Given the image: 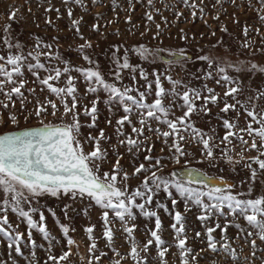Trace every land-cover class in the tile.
<instances>
[{
    "label": "snow or ice",
    "instance_id": "obj_1",
    "mask_svg": "<svg viewBox=\"0 0 264 264\" xmlns=\"http://www.w3.org/2000/svg\"><path fill=\"white\" fill-rule=\"evenodd\" d=\"M67 4H76L80 7H86L84 0H62ZM137 3L141 0H136ZM231 4L236 5V0H230ZM93 4L98 0H92ZM148 6L153 8V0H147ZM176 3L190 12L192 22L197 18L207 24L208 12L205 11L207 5L205 0H176ZM260 8L257 12L261 24H264V0H257ZM129 9L133 8L132 0H128ZM224 0H215L211 5L213 9L219 7L224 12ZM249 7H252L251 0H248ZM119 7L116 0H112L113 11ZM169 11L175 9V5L167 6ZM158 14L159 9H154ZM30 11V9H29ZM49 7L45 12H51ZM57 19H60V10L55 9ZM199 14V16H198ZM175 18L179 20L183 12L176 10ZM72 9L68 8V17L72 19ZM16 12L9 14V19L15 20ZM103 14H98L96 19L99 21ZM215 21L220 20V13L211 17ZM82 19V18H81ZM146 19L153 21L151 12L146 13ZM164 23L167 24V18L163 17ZM127 23L131 22V17L127 18ZM234 23H239L236 17H233ZM46 24L51 25L50 18L45 20ZM80 20L72 19V27L76 35L84 41L78 46L81 58L87 62L88 67L73 66L64 59L61 54L54 50V44L45 43L39 37L36 38L34 46L25 50V46L19 41H14L11 37L10 25L4 28L2 38L5 54H0V122L4 121V112H8L7 121L12 125L19 124V116L23 115L24 120L35 117L40 120V126L35 128L19 129L16 131L0 134V237L7 238V248L14 251L18 257H24L22 245L24 244V234L17 232L9 223L8 213L20 217L25 222L28 234L27 241L31 249L37 247L33 239L32 231H38L44 240L49 242L48 256L44 264H61L71 255V247L75 241L69 237V227L60 224V231L66 239L69 251L62 252L57 257L52 254V241L55 239L51 236L45 223L43 211L33 207V202L42 196H51L59 199L61 196H68L72 200L89 199L102 210L103 233L102 237L115 256L121 257L114 259L111 264H122L123 259L130 258L134 264H147L145 257L141 253H147L153 245L157 251V258L160 264H167L166 256L171 246L161 238L162 221L157 210L163 209L164 212L172 216L173 223L171 228L175 233L176 244L174 245L179 253L181 264H192L196 256L193 250L187 247V235L185 229V217L180 211H175L174 215L169 211L167 205L156 201V209L150 206L154 198L163 192L171 201L172 209L175 210L178 200L175 194L185 201V208L191 211L189 204L197 206L200 214L197 220L205 228L207 237V250L216 253L223 252L236 264L239 259L235 250L231 247L230 238L227 236L228 229L237 230L238 239H243L252 249V256L255 258L259 249L257 239L264 243V195L256 198L251 197L253 185L264 174V108L260 107L259 101L264 99V89L254 91L241 100L239 97L245 91L244 76L262 74L264 75V64H258L252 60L245 62L241 59H225L220 55L204 53L198 55L196 61L203 62L206 67L198 70L199 75H193V80H203L200 87H193L183 80L174 79L168 72L175 65H187L192 62L193 57L188 54L186 49H166L161 47H150L146 44L133 45L129 48L123 46H111L110 59L112 69L109 75L111 81L106 80L103 71L97 61L87 53L91 49L92 43L87 40L80 31ZM109 24L112 21L108 22ZM99 23L92 25V31L103 35L102 27ZM221 32L227 33L226 25H221ZM180 39L184 41L195 40V35L189 37L183 29L180 30ZM251 29L243 26V35L248 37ZM256 34H260V29H255ZM162 34L159 24L156 25V33L152 39L157 40ZM118 35V33H117ZM143 35V33L141 34ZM212 36L216 35L215 31L211 32ZM203 38V36H201ZM264 39V38H262ZM53 42L58 43V37H53ZM163 41L161 40L160 43ZM223 40H218L213 48L222 47ZM246 50L260 51L264 54V47L253 49L251 42L245 40L241 45ZM122 51V55L120 54ZM201 52L203 50L201 49ZM135 55L141 61L148 64H155L158 60L166 65L163 73L153 70L151 74L145 70L141 64H132L129 54ZM166 54L168 58H165ZM42 58L44 62H42ZM55 61L56 63H53ZM56 64H63L58 67ZM25 70L30 73L36 83L40 86L41 92L47 89L49 96L55 99L45 97L40 100L36 96V88H27L29 81L25 78ZM41 72L45 75L41 76ZM82 78L85 85V96L91 95L94 98L88 104L81 105L83 97L80 96L77 87V76ZM130 74V84L124 83V73ZM151 75V79H150ZM63 79V86H58ZM139 77V79L137 78ZM214 81L225 89L223 96L208 86L207 81ZM143 81V84H140ZM170 87L165 88L164 82ZM55 82V83H53ZM143 89V90H141ZM35 99L31 110L27 105L32 103L28 96ZM105 94L103 103L108 107L110 114L114 115L113 108L118 107L123 115L115 120V136L117 146L114 148L116 160L110 172H101V165L107 161L108 150L103 147L102 142L110 141L112 137L105 134L104 129H98V134L93 136L91 132L84 136L81 132L82 127L97 129L98 104L101 103L100 93ZM15 97V99H14ZM151 102H149V99ZM231 99V102L229 100ZM20 103L18 112L16 101ZM168 100L169 103H165ZM59 101V104L57 103ZM197 101H203L197 104ZM223 103V107H219ZM213 105L219 108L225 116L229 111H235L237 116L232 119H225L223 116H217L222 121L225 135L218 138L215 127L208 132L196 127L194 116H209ZM61 107L63 111L61 112ZM12 109V111H9ZM81 109L84 116L89 117L91 123L82 125L80 122ZM180 110L182 115L176 116V110ZM241 110L250 120L246 121V127L238 126V119ZM60 115V123L51 122L45 124L44 119L47 116L56 117ZM70 117V122L65 118ZM135 117V121L132 119ZM106 123L111 126L112 119ZM153 124L156 127H153ZM139 125V127H137ZM257 125L258 127H253ZM130 127L131 132L125 128ZM155 135L167 147L169 155L167 157H154L152 155L154 143H149L150 135ZM167 129V130H163ZM245 134L251 137L252 142L249 146L248 140L244 138ZM257 139L260 143L257 144ZM233 140L240 143L241 151L236 153L240 160H235L233 152L235 146ZM194 143L200 147V156L202 159L197 160L199 164L208 162L210 166H216L218 162H225L230 165L239 164L241 161L250 160L244 164V168L250 172L248 180H242L241 184L249 183L247 192L234 193L232 190L235 184H229L224 177H209L207 174L189 167L188 157L192 153L185 149V144ZM223 145V147H221ZM86 146L91 150L86 151ZM119 147L125 148L126 152L133 157L135 161L141 153H145L143 160L138 165L133 164L131 175L122 168L120 161L123 156L116 150ZM219 149V155H217ZM255 150L258 155L250 158L244 156L245 151ZM164 148L161 149V152ZM181 164L184 161L180 171H173L168 175H161L166 166L164 161ZM256 165L257 167H253ZM233 170H235L233 168ZM135 177L140 179V184L135 188L129 186L128 181ZM142 177V179H141ZM27 205V208H25ZM228 211L225 212L224 210ZM39 211V221L33 216ZM50 211V210H49ZM67 217L68 207L62 210ZM87 214V209L84 210ZM112 213L114 219H110L109 213ZM137 213L145 219L155 221V229H149L150 239L143 245L134 237L136 230L135 224H130L137 218ZM55 216V213H51ZM216 216L214 227L208 226V221ZM231 216L232 219L228 220ZM223 217L225 223L220 224L219 218ZM243 218L246 227L236 223L238 219ZM114 221H118L121 230L126 234V240L130 244V251L127 256L122 254L113 246L115 242V233L113 230ZM95 226L86 227L84 231L88 234L90 241L88 252L90 254L88 264H99L102 257L107 253L102 252L99 256L95 253L98 251V245L93 236ZM220 231V240H216L214 233ZM74 231V229H72ZM201 233L197 231L195 237L199 238ZM59 243V241H56ZM219 245V247H218ZM78 247V246H77ZM203 251V249H202ZM191 256V261L189 260ZM9 258H12L9 252ZM28 264H40L36 259L35 251H31ZM0 264L6 262L0 261ZM13 264L16 261L13 259ZM264 264V261H262Z\"/></svg>",
    "mask_w": 264,
    "mask_h": 264
},
{
    "label": "rangeland",
    "instance_id": "obj_2",
    "mask_svg": "<svg viewBox=\"0 0 264 264\" xmlns=\"http://www.w3.org/2000/svg\"><path fill=\"white\" fill-rule=\"evenodd\" d=\"M116 3L119 4V7L113 11L112 0H98V3L93 4L92 0H84V5L86 7H80L76 4H67L65 5L62 0H50L51 7L53 11L45 12V8L49 7V0H0V54H5L6 50L2 45V38L4 35V28L10 25L11 37L14 41H19L25 46V50L31 49L34 46L35 40L39 37L45 43L54 44V50H57L61 56L68 60L71 65L79 67H88L89 65L85 62L81 55L79 54L78 46L84 43L75 32V29L72 27V19L80 20V31L83 36L90 40L92 43V48L87 50V53L92 57L93 60L97 61L101 70L104 73L105 79L111 81V76L109 75L110 69L113 65L110 59L111 46H123L124 48H129L133 45H139L141 43L146 44L150 47H161L166 49H179L184 48L189 55L193 57L192 62L187 65H175L168 72L174 79L183 80L185 83H189L193 87H200L205 81L203 80H193L191 77L193 75H199L198 70L204 69L206 65L203 62L196 61V57L200 54L211 53L212 55H220L225 59H241L247 62L252 60L258 64H264V54L260 51L246 50L241 45L247 41L251 42L253 49H259L264 47V24H261L258 18V10L260 8L257 0H251L252 7H249L248 0H236V5L231 4L230 0H224V12H221L219 7L213 9L211 5L215 3V0H205V11L209 13L207 17V24L211 25V28L205 25V22L199 18L192 22V17L190 12L187 9H184L181 5L176 3V0H153V8L148 6L147 0H141L137 3L136 0H132L133 8L129 9L128 0H116ZM175 5V9L169 11L167 6ZM60 10V19H57V13L55 9ZM68 8L72 9V19L68 17ZM30 9V11H29ZM154 9H159L160 13L158 14ZM176 10L182 11L183 16L177 20L175 18L174 12ZM11 12H16L15 20L9 19V14ZM151 12L153 15V21H148L146 19V13ZM220 13V20L215 21L211 17ZM98 14H103V18L97 21L96 17ZM131 17V22L127 23V18ZM199 16V14H198ZM163 17L167 18L168 23L165 24ZM233 17H236L239 20V23L233 22ZM50 18L52 24H46L45 20ZM82 18V19H81ZM112 21L111 24L108 22ZM99 23L100 25H107L106 27L101 28L103 35L93 32L92 25ZM159 24L162 30V34L157 40H153L152 37L156 33V25ZM226 25L228 32H221L220 26ZM247 25L251 31L247 38L243 35V26ZM260 29V34L257 35L255 29ZM181 29L188 34L189 37L195 35V40L184 41L179 37L181 35ZM215 31L216 35L212 36L211 32ZM118 33V35H117ZM143 33V35H141ZM203 36V38H201ZM53 37H58V43L53 42ZM223 40V46L213 48L212 46L216 44L218 40ZM163 41L160 43V41ZM201 49L203 52H201ZM122 55V51L120 53ZM165 58H168L166 54H162ZM129 58L132 64H141L146 71L151 74L153 70H157L163 73L166 69L164 65L159 60L155 64H148L141 61L135 55L129 54ZM42 62H44L42 58ZM53 63H56L53 61ZM58 67H63V64H56ZM45 75L41 72V76ZM73 76H77V87L79 94L83 97L81 105L88 104L89 107L90 101L94 98L91 95L85 96V85L78 76L77 73L73 72ZM124 83L130 84V74L124 73ZM25 78L29 81L26 85L27 88H36V96L40 100H44L45 97L55 99L50 97L47 89L43 92L40 90V86L36 83H33L35 78L25 70ZM139 79V77H137ZM150 75V79H151ZM63 77L61 78V83L58 86H63ZM244 88L245 91L240 95V99L243 100L247 95L252 94L254 91L259 89H264V75L254 74V75H245L244 76ZM55 83V82H53ZM140 84H143V81H140ZM209 87L214 88L217 93L223 96L225 89L219 85H216L214 81H207ZM164 87L169 88L170 85L165 81ZM143 90V89H141ZM25 95L28 96V93L25 92ZM101 103L98 104V115L99 119L97 121L98 128L91 129L88 127H82L81 132L84 136H87L90 132L93 136L98 134V129L102 128L105 131V134L112 137L110 141L102 142L103 147L108 150V158L105 163L101 165V172H110L113 164L115 163L116 156L114 148L117 146V138L115 136V120L123 115L122 111L118 107H114V115L110 114L108 107L103 103L105 99V94L100 93ZM2 99V97H0ZM15 99V97H14ZM28 99L32 103L28 104L27 107L31 110L32 105L35 103V99L32 96H28ZM149 99V102H151ZM230 102L231 99L229 98ZM203 101H197V104H201ZM59 104V101H57ZM165 103H169L168 100ZM260 107L264 108V99L259 101ZM211 108V114L209 116H194L193 120L195 121L196 127L208 132L212 127H215L218 138H222L225 135V130L222 126V121L217 119V116H223L225 119L232 120L237 116L235 111H229L225 116L224 113L219 111V108L213 105H209ZM219 107H223V103H220ZM20 109V103L16 101V111ZM12 111V109H9ZM63 111L61 107V112ZM176 116L182 115L180 110H176ZM4 121L0 122V134L3 132L19 130L27 127L40 126V120L32 117L27 121L24 120L23 115L19 116V124L17 126L12 125L7 121L8 112H4ZM70 122V117L65 118ZM112 119L113 124L109 126L106 121ZM135 121V117L132 118ZM250 118L246 117V114L241 110V114L237 121L240 128L246 127V121ZM60 123V115L56 117L47 116L44 119V123ZM80 122L82 125H87L91 123L89 117H86L82 113L80 115ZM139 127V125H137ZM153 127H156L153 124ZM253 127H258L253 125ZM127 132H131V128H125ZM167 130V129H163ZM146 135H150L151 139L149 143H154V149L152 155L154 157H167L169 155L167 147L163 144L161 140H158L155 135L147 132ZM249 142V146L252 142L251 137H248L246 134L244 136ZM260 141L257 139V144L259 145ZM233 145L235 146V151L233 152V157L235 160H240V157L236 155L241 151V145L238 141L233 140ZM185 149L192 153V156L188 157L189 167L197 169L209 177H224L229 184H235L236 187L232 190L234 193L237 192H247L249 183L241 184L242 180H248L250 177V172L248 169L244 168L246 162L250 160L241 161L239 164L230 165L225 162H218L216 166H210L208 162L199 164L196 161L202 159L200 156V147L194 143L185 144ZM223 147V145H221ZM164 148V151L161 152V149ZM90 146H86V151H90ZM116 150L123 156V159L120 161V164L124 170H126L130 175L133 171V164H139L144 162L147 165V161L143 160L145 153H141L138 159L135 161L133 157L129 155L125 148L119 147ZM217 155H219V149H217ZM258 155L255 150H249L244 152L246 158L254 157ZM264 159V157H261ZM165 167L163 172L159 173L161 175H168L173 171H180L184 161H181V164L177 165L174 162H169L167 159L164 161ZM253 167H257L253 165ZM233 168L235 170H233ZM142 179V177H141ZM129 186L135 188L140 184V179L132 177L129 181ZM253 192L251 197L244 196L242 198H256L264 195V174L257 180V182L252 186ZM174 197L178 200L176 209H172L171 201L166 197L163 192H160L153 200V204L150 206L153 210L156 209V201L159 200L161 203L168 206L169 211L173 213L175 211H180L184 217L186 235H187V247L193 250V253L196 256L195 261H192V264H233V261L223 252L213 253L207 250V237L205 234V228L201 225L200 221L197 220V215L200 214V209L197 206L189 204L191 211H188L185 208V201L181 199L178 194L173 193ZM2 193H0V200H2ZM65 206L68 207L67 217L62 211ZM33 207H36L39 211H43L45 215V223L47 229L50 232L51 236L55 239L52 241V254L59 257L62 252L69 251L67 246L66 239L63 237L60 231V224L68 226L69 237L75 241V244L71 247V255L66 261H62L61 264H88L89 252L88 247L90 241L88 239V234L84 231L86 227L95 226L93 236L95 237L98 245V251L95 253L96 256H99L102 252H106L107 256L102 257L99 261V264H111V261L114 259H120L121 257L115 256L113 251L106 247V242L102 237L103 233V220L102 213L103 210L94 204L93 201L89 199H80L72 200L68 196H61L59 199L53 198L51 196H42L38 198L37 201L33 202ZM27 208V205H25ZM87 209V214L84 210ZM50 210V211H49ZM39 211L34 214L33 218L36 221H39ZM225 212L228 210L225 209ZM54 212L55 216L51 213ZM158 215L162 221V231L159 233L161 238L166 242L167 245L171 246L169 252L166 256L167 264H181L180 253L178 249L174 246L176 244L175 233L171 228V224L174 222L172 216L166 214L163 209L157 210ZM110 219H114L112 213H109ZM9 223L12 225L13 229L17 232L24 234V244L22 245V251L24 257H18L15 255L14 251L7 248V238L0 237V261L6 262V264H13V259L16 261V264H28V257H30L31 251H35L36 259L40 264H44V261L47 260L48 256V247L49 242L44 240L42 235L33 230L32 235L33 239L36 242L37 247L31 249V245L27 241L28 229L22 218L8 213ZM217 217L213 216L211 220L208 221L209 227H214ZM232 217L229 216L228 220H231ZM219 222L223 225L226 221L223 217L219 218ZM239 223L242 227H246V222L243 218L235 221ZM130 224L136 225V230L134 232V237L141 245L147 242L150 239L149 229H155L154 218L149 220L140 216L137 213V218L130 222ZM115 233V242L114 247L122 254V256H127L130 251V244L126 240V234L122 232L121 225L118 221H114L113 225ZM74 229V231H72ZM199 231L201 233L199 238L195 237V233ZM214 237L216 240H220V231L215 232ZM227 236L230 238L229 242L231 247L235 250L237 257L239 258L236 261V264H262L264 261V243H261L257 239V245L259 249L256 253V257L252 256V249L249 244H246L243 239H238L237 230L235 228H229L227 231ZM59 241V243H56ZM78 246V247H77ZM219 247V245H218ZM203 249V251H202ZM9 252L12 254V258H9ZM141 256L145 257L147 264H160L157 258V251L155 246L147 252L141 253ZM191 261V256H189ZM51 264V262H50ZM93 264H96L93 261ZM122 264H134V262L128 258L123 259Z\"/></svg>",
    "mask_w": 264,
    "mask_h": 264
},
{
    "label": "water",
    "instance_id": "obj_3",
    "mask_svg": "<svg viewBox=\"0 0 264 264\" xmlns=\"http://www.w3.org/2000/svg\"><path fill=\"white\" fill-rule=\"evenodd\" d=\"M35 127H39V126H35ZM35 127H27V128H35ZM23 129H26V128H23ZM14 131H16V130H14ZM8 132H12V131H8ZM8 132H5V133H8ZM5 133H1V134H5Z\"/></svg>",
    "mask_w": 264,
    "mask_h": 264
}]
</instances>
